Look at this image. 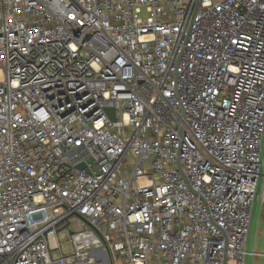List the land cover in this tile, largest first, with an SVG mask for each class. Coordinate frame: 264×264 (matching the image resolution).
Here are the masks:
<instances>
[{"label": "built area", "instance_id": "2783aa9c", "mask_svg": "<svg viewBox=\"0 0 264 264\" xmlns=\"http://www.w3.org/2000/svg\"><path fill=\"white\" fill-rule=\"evenodd\" d=\"M263 168L264 0H0V264H248Z\"/></svg>", "mask_w": 264, "mask_h": 264}, {"label": "rangeland", "instance_id": "374dc122", "mask_svg": "<svg viewBox=\"0 0 264 264\" xmlns=\"http://www.w3.org/2000/svg\"><path fill=\"white\" fill-rule=\"evenodd\" d=\"M262 173L264 175V168L262 169ZM72 231H75V229H66L59 234V240L64 253H67L71 247V243L66 238ZM248 250L250 253L248 264H264V202L257 201L254 204ZM255 252L258 254L256 259Z\"/></svg>", "mask_w": 264, "mask_h": 264}, {"label": "water", "instance_id": "95a60500", "mask_svg": "<svg viewBox=\"0 0 264 264\" xmlns=\"http://www.w3.org/2000/svg\"><path fill=\"white\" fill-rule=\"evenodd\" d=\"M107 113H108V115L111 117V119L113 121H116V118H115V110L114 109L107 110ZM84 168H85L84 165L79 166V169H84Z\"/></svg>", "mask_w": 264, "mask_h": 264}, {"label": "flooded vegetation", "instance_id": "af4514ba", "mask_svg": "<svg viewBox=\"0 0 264 264\" xmlns=\"http://www.w3.org/2000/svg\"><path fill=\"white\" fill-rule=\"evenodd\" d=\"M257 256H255V259H256Z\"/></svg>", "mask_w": 264, "mask_h": 264}]
</instances>
